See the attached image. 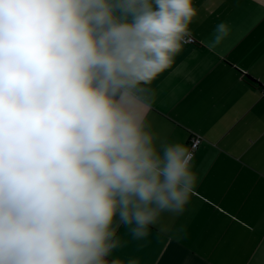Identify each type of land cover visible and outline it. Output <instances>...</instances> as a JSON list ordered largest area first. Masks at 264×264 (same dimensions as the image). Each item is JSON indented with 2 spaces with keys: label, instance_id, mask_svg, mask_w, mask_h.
Listing matches in <instances>:
<instances>
[{
  "label": "clouds",
  "instance_id": "obj_1",
  "mask_svg": "<svg viewBox=\"0 0 264 264\" xmlns=\"http://www.w3.org/2000/svg\"><path fill=\"white\" fill-rule=\"evenodd\" d=\"M198 15L195 0H0V264H142L113 255L119 227L145 238L197 182L147 86Z\"/></svg>",
  "mask_w": 264,
  "mask_h": 264
},
{
  "label": "crops",
  "instance_id": "obj_2",
  "mask_svg": "<svg viewBox=\"0 0 264 264\" xmlns=\"http://www.w3.org/2000/svg\"><path fill=\"white\" fill-rule=\"evenodd\" d=\"M195 4L194 42L147 87L161 141L202 138L192 160L197 182L184 210L161 213L145 238L121 225L113 255L142 264H251L264 248V0ZM221 21L230 32L210 50Z\"/></svg>",
  "mask_w": 264,
  "mask_h": 264
},
{
  "label": "built area",
  "instance_id": "obj_3",
  "mask_svg": "<svg viewBox=\"0 0 264 264\" xmlns=\"http://www.w3.org/2000/svg\"><path fill=\"white\" fill-rule=\"evenodd\" d=\"M194 40L192 38H189L188 41L186 42V44H191L193 43ZM202 138L198 135H193L189 142H188V146L190 148V150L192 151V153H195L196 150L198 149L200 143H201Z\"/></svg>",
  "mask_w": 264,
  "mask_h": 264
},
{
  "label": "snow or ice",
  "instance_id": "obj_4",
  "mask_svg": "<svg viewBox=\"0 0 264 264\" xmlns=\"http://www.w3.org/2000/svg\"><path fill=\"white\" fill-rule=\"evenodd\" d=\"M260 78L262 81H264V72L260 74ZM262 95H264V92H262ZM262 206H264V200H262ZM262 216H264V213H262ZM251 264H264V248H262L258 256L253 261H251Z\"/></svg>",
  "mask_w": 264,
  "mask_h": 264
},
{
  "label": "trees",
  "instance_id": "obj_5",
  "mask_svg": "<svg viewBox=\"0 0 264 264\" xmlns=\"http://www.w3.org/2000/svg\"><path fill=\"white\" fill-rule=\"evenodd\" d=\"M246 77V80L248 81V83H250V84H255V81L251 78V77H249V76H245Z\"/></svg>",
  "mask_w": 264,
  "mask_h": 264
}]
</instances>
